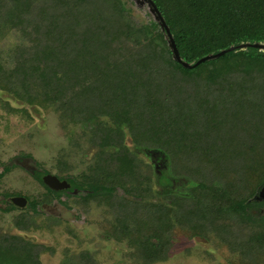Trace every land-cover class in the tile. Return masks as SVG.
<instances>
[{
  "label": "trees",
  "instance_id": "trees-1",
  "mask_svg": "<svg viewBox=\"0 0 264 264\" xmlns=\"http://www.w3.org/2000/svg\"><path fill=\"white\" fill-rule=\"evenodd\" d=\"M154 1L187 62L264 43V0ZM127 5L0 0V38L12 33L0 48V89L36 110L51 108L62 128L96 121L83 136L99 147L76 175L57 174L70 182L67 189H51L43 181L49 171L37 170L47 192L29 202L33 212L16 215L15 225L59 223L54 214L43 217L44 205L81 191L75 202L101 207L104 234L126 241L136 264L167 259L181 232L219 239L229 264H264V49L237 48L185 67L150 9L152 17L141 21ZM127 132L155 162L166 161L157 175L162 191L154 187V162L150 173L143 170ZM64 155L60 172L73 167ZM0 164L1 178L11 165ZM177 177L191 185L169 188ZM40 248L47 247L0 229V264H42ZM80 257L79 264H93L88 251Z\"/></svg>",
  "mask_w": 264,
  "mask_h": 264
},
{
  "label": "rangeland",
  "instance_id": "rangeland-1",
  "mask_svg": "<svg viewBox=\"0 0 264 264\" xmlns=\"http://www.w3.org/2000/svg\"><path fill=\"white\" fill-rule=\"evenodd\" d=\"M122 1L128 4L136 19L149 21L152 17L147 3L141 0ZM11 38L12 33L1 37L0 48ZM6 101L17 110H10L5 104ZM95 124L96 121H92L62 128L51 108L36 110L28 103L18 102L9 92L0 89V163L7 162L11 165L10 170L0 178V229L6 234H20L47 247L40 248L42 264H62L70 259V264H79L80 255L84 251L92 256L93 264H136L126 255L130 249L126 241L118 242L104 234L98 224L102 215L101 207L92 203L85 210L75 202L81 191H65L61 195L62 200L52 196L50 202L44 205L43 217L54 214L59 217L56 219L59 223L45 222L41 227L27 230L18 228L14 223V218L22 211L33 212L29 202L47 192L45 184L35 178V172L47 170L58 175H76L92 161L99 147L90 144L83 133L93 129ZM126 143L143 161L145 172L150 173L148 165L154 162L156 169L152 177L157 192L166 188L157 181L159 168H166V161L161 158L159 162H155L143 148L135 145L128 132ZM62 150L65 151L64 158L68 165L73 166L64 172H60L57 167V158ZM28 153L27 156L17 158L20 154ZM190 185L187 180L177 177L171 178L169 188L183 191V186L185 188ZM6 192L28 197L26 205H16L11 200L12 195H6ZM7 207L10 209L7 210ZM231 257L226 245L221 244L219 239L207 241L200 237L191 238L181 232L174 237L168 258L153 264H229Z\"/></svg>",
  "mask_w": 264,
  "mask_h": 264
},
{
  "label": "water",
  "instance_id": "water-1",
  "mask_svg": "<svg viewBox=\"0 0 264 264\" xmlns=\"http://www.w3.org/2000/svg\"><path fill=\"white\" fill-rule=\"evenodd\" d=\"M141 1L148 4L150 11L153 13L156 20L160 23V25L164 29V31L166 33V37H167L169 45H170V48H171L172 53H173V57L185 67L196 66L201 62H204V61L209 60V59L217 58V57L225 54L226 52H229V51L237 49V48L244 49L248 46H253V47H258L260 49H264V43L263 42H244V43H241L238 45H231L227 48L221 49L220 51H218L216 53L207 54V55L199 58L196 62H192V63L187 62V61L183 60V58L179 52L178 46L176 44V41L174 39V36L171 32L170 26L166 22L163 14L159 10L155 1L154 0H141ZM43 181L47 186H49L51 189H54V190L67 189L71 186L70 182L67 179H65V178L62 179L57 174H54L51 172L45 173L43 175ZM263 197H264V186L260 190L259 198H263ZM11 200L13 201V203H15L16 205H19V206H25L27 203V197L23 196V195H14L11 197Z\"/></svg>",
  "mask_w": 264,
  "mask_h": 264
}]
</instances>
